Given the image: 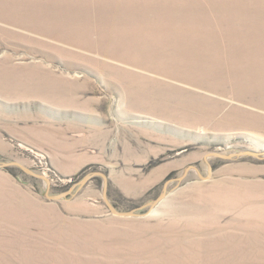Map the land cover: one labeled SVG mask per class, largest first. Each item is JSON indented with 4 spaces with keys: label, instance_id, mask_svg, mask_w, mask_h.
<instances>
[{
    "label": "rangeland",
    "instance_id": "1",
    "mask_svg": "<svg viewBox=\"0 0 264 264\" xmlns=\"http://www.w3.org/2000/svg\"><path fill=\"white\" fill-rule=\"evenodd\" d=\"M246 135L264 145V0H0V161L51 193L103 170L131 210ZM209 160L139 216L101 176L54 200L0 168V264H264V160Z\"/></svg>",
    "mask_w": 264,
    "mask_h": 264
},
{
    "label": "water",
    "instance_id": "2",
    "mask_svg": "<svg viewBox=\"0 0 264 264\" xmlns=\"http://www.w3.org/2000/svg\"><path fill=\"white\" fill-rule=\"evenodd\" d=\"M247 138H249L251 140V142L253 144H257L256 146H259L260 149L256 150L254 148H246L243 150H239V151H233V152H223V151H217V150H212L207 152L204 156H203V160L206 162L207 164V173L203 174L201 169L199 168V166L197 164H190L188 165L185 170L183 171V173L179 176L173 177V178H169L168 180L165 181L164 185H163V189L161 191V193L159 194L158 197H156L155 199L146 202L134 209L131 210H119L111 201L110 196H109V175L103 171V170H93L90 171L88 173H86L82 179H80L79 181L75 182L74 184L71 185V187L65 191H62L60 193L57 194H53L51 193V187H52V182L51 179L44 173H39L36 170H34L33 168L27 166L26 164L18 161V160H8V161H0V168H7L10 166H18L20 167L24 172L43 179L44 181H46V192L45 195L47 198L50 199H54V200H58V199H62V198H66L68 195L72 194L75 195L76 192H78L92 177L94 176H101L103 179V188H102V195L104 198V201L106 203V205L109 207V209L112 211V213H114L115 215H120V216H139V215H148L151 213V211L156 208L167 196L168 194V188H169V184L170 182L173 181H182L184 180L187 175L189 174L190 170L194 169L197 171L199 177L202 180H210L213 176V166L210 162V157H217V158H221L224 160H231V159H239L241 157H245V156H252V157H256L259 160H264V145L260 142L259 139L255 138L254 136L251 135H246ZM147 209L145 212H140L141 210Z\"/></svg>",
    "mask_w": 264,
    "mask_h": 264
}]
</instances>
